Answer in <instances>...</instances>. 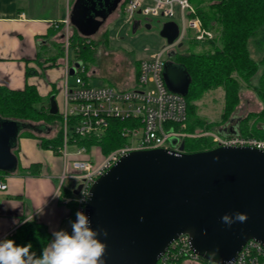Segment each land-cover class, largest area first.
<instances>
[{"label":"water","instance_id":"95a60500","mask_svg":"<svg viewBox=\"0 0 264 264\" xmlns=\"http://www.w3.org/2000/svg\"><path fill=\"white\" fill-rule=\"evenodd\" d=\"M99 2L90 15L86 7H79V0L74 5L72 23L86 37L96 34L121 0ZM86 26L89 30L83 31ZM160 35L172 45L178 40L180 27L168 21ZM175 54H169L164 80L170 91L186 97L191 78L170 61ZM81 66L80 61L75 62L70 76ZM49 102L50 114L57 115L55 97ZM23 130L41 133L46 128L0 119V171L16 170L14 147ZM236 213L244 214L246 221L223 222L224 215L234 217ZM86 215L93 229L108 232L107 237H98L106 244L104 264H157L183 235L190 237V246L200 259L229 264L248 241L264 245V151L217 147L187 153L183 142L177 151L131 152L92 185Z\"/></svg>","mask_w":264,"mask_h":264},{"label":"built area","instance_id":"2783aa9c","mask_svg":"<svg viewBox=\"0 0 264 264\" xmlns=\"http://www.w3.org/2000/svg\"><path fill=\"white\" fill-rule=\"evenodd\" d=\"M124 15L131 22L137 21L138 16L167 21L176 18L182 22V29L174 44L167 43L160 51L140 61L137 85L130 90L91 86L78 74L79 70H84L83 66L77 69L74 84L66 83L64 110L58 112L62 122V143L52 147L64 159L58 192L70 191L71 197L63 199V202L72 203L76 212L83 211L85 215L92 185L131 152L159 148L177 151L185 139L202 137H209L214 148L251 147L264 151V138L254 135L187 131L186 97L168 89L164 80L165 65L169 61V54L176 52L174 47L184 38L187 30L194 31L195 39L199 42L214 38L213 33L204 28L190 0H128ZM71 34L67 30L64 35L67 58ZM66 66L70 70L68 63ZM114 120L124 123L119 133L125 142L109 154H103L98 143L103 140ZM173 140L177 142L176 145H173ZM84 142L93 144L87 146ZM97 150L101 152L100 157L95 155ZM99 158L102 162L96 164ZM69 170L75 174H69ZM80 185L79 194H74ZM7 189V183L0 180V193ZM199 259L190 246V237L183 235L170 245L157 264H180L183 260ZM229 264H264V245L255 240L248 241Z\"/></svg>","mask_w":264,"mask_h":264},{"label":"crops","instance_id":"0c3cea01","mask_svg":"<svg viewBox=\"0 0 264 264\" xmlns=\"http://www.w3.org/2000/svg\"><path fill=\"white\" fill-rule=\"evenodd\" d=\"M75 2L0 0V87L21 91L34 86L48 109L52 96L57 105L64 101L70 76L66 64L71 69L77 60L72 61L69 56L64 60L48 53L54 44L64 41L67 30L76 31L72 23ZM174 22L181 30L182 22L179 19ZM51 131L47 126L44 132L34 133L51 138ZM227 132L232 134L233 130ZM16 147V170L0 174V180L8 185V189L0 193V240L9 239L31 218L29 222L36 223L50 235V243L55 231L71 234V224L76 220L75 206L64 203L63 199L69 197L58 192L64 159L52 148L43 147L39 138L19 137Z\"/></svg>","mask_w":264,"mask_h":264},{"label":"trees","instance_id":"16d2710c","mask_svg":"<svg viewBox=\"0 0 264 264\" xmlns=\"http://www.w3.org/2000/svg\"><path fill=\"white\" fill-rule=\"evenodd\" d=\"M196 9V15L201 19L205 29L213 31L216 38L209 43V49L195 52L190 48L185 53L176 52L170 61L187 71L191 78L189 93L186 96L188 105V129L190 133L203 132L211 129L198 115L195 102L200 100L208 91L222 88L225 91V104L222 113V121L230 119L232 113L239 105V92L242 86L240 80L248 86H253V81L258 73L259 64H264V55L259 62L252 56L251 46L259 45V38L264 35V0H190ZM87 38L81 37L77 31L70 36L71 52H81L76 60L80 61L85 51H89L86 43ZM196 44V43H195ZM85 45V46H84ZM80 47V51L78 52ZM62 47V46H61ZM85 49V50H83ZM63 50V47H62ZM260 91L264 96V75L260 79ZM243 118L237 132L242 135H256L254 130L245 125L243 121L249 120L252 115ZM57 115L50 114L45 100L39 95L34 86H27L24 90H8L0 87V119L20 121L24 124L38 127L49 126ZM124 123L112 121L111 127L103 140L98 143L103 154H109L115 148L121 146L125 140L119 133ZM62 131L47 138L44 135H36L32 130L21 132L19 137H34L41 139L43 147H57L62 143ZM264 138V134L257 135ZM87 146L92 142H84ZM187 153H196L211 150L214 145L209 137L187 138L184 141ZM17 146V145H16ZM14 154L17 156V147ZM38 166V165H34ZM33 168V167H32ZM4 172L0 171V174ZM64 196L71 197L72 193L62 190ZM72 204V203H71ZM19 246L31 243V251L37 257L42 254L43 248L51 241L50 235L45 233L36 223L27 222L19 227L9 237ZM206 263L213 264L205 259Z\"/></svg>","mask_w":264,"mask_h":264},{"label":"rangeland","instance_id":"374dc122","mask_svg":"<svg viewBox=\"0 0 264 264\" xmlns=\"http://www.w3.org/2000/svg\"><path fill=\"white\" fill-rule=\"evenodd\" d=\"M137 21L131 22L124 15L119 16L116 12L108 17L98 33L87 38L86 43L84 41L89 51H85L82 54L80 62L84 70H79L78 74L84 77L91 86H109L118 90H130L134 88L137 85L135 78L139 71L140 60L160 51L167 44L166 40L160 35L162 27L166 23L165 19L150 20L140 16ZM69 30L72 33V30ZM211 32L214 36L213 39L199 42L195 39L194 31L187 30L184 38L175 45L174 49L178 53H185L190 48L199 53L206 51L209 49V43L216 38L215 33ZM259 39V45L252 44L251 46L252 56L256 62H259L264 55V35ZM64 42L65 40L62 43H57V45L53 43L54 45L48 53L49 56L60 59L63 57L65 60L67 53L64 49ZM77 48H79V52L80 47L78 46ZM80 54L81 52L72 51L70 54L72 61L76 59L77 55L80 56ZM263 75L264 64L260 63L253 86L261 89L260 79ZM75 78L76 75L67 78L70 85L74 84ZM240 85L242 88L239 92V105L226 122H221L225 104L224 89L217 88L210 90L200 100L195 102L197 107L196 115L207 125L212 126L210 130L203 132H215L224 135L228 133L227 130L232 129L233 133H235L240 127L241 120L249 114L254 113L249 120L242 122V126L247 125L251 127L256 134L255 136L264 134V96L260 91H257L258 89L255 90L253 86H248L242 80H240ZM58 107L59 112H62L64 110V101L58 102ZM61 123L60 118L52 120L49 127L52 129L51 133L53 136L58 133ZM38 127L42 130L46 128V126L42 125ZM95 155L100 157L101 152L97 150ZM101 162L102 159L99 158L96 164H100ZM68 173L75 174L71 170ZM180 264L210 263L199 259L198 261L183 260Z\"/></svg>","mask_w":264,"mask_h":264},{"label":"clouds","instance_id":"9594fccd","mask_svg":"<svg viewBox=\"0 0 264 264\" xmlns=\"http://www.w3.org/2000/svg\"><path fill=\"white\" fill-rule=\"evenodd\" d=\"M246 219L241 213H236L234 217L227 214L222 217L223 222L229 225L245 222ZM71 228V234L64 230L53 232L54 239L43 248L39 257L31 251V243L19 246L12 239L0 240V264H104L106 244L98 237H107V230L93 229L83 211L76 212V220Z\"/></svg>","mask_w":264,"mask_h":264},{"label":"flooded vegetation","instance_id":"af4514ba","mask_svg":"<svg viewBox=\"0 0 264 264\" xmlns=\"http://www.w3.org/2000/svg\"><path fill=\"white\" fill-rule=\"evenodd\" d=\"M77 1V0H76ZM80 1V3H79V7H86L87 8V12H86V14L87 15H90V14H92V11L93 10H97L98 8H99V5H100V3L101 2H99V0H79ZM128 0H121V2L118 4V6H117V8L115 9V11L112 13V14H114V13H118L119 14V16H122V15H124V7H125V4H126V2H127ZM76 3V2H75ZM82 11V10H81ZM112 14H110L108 17H110ZM125 16V15H124ZM108 17H107V19H108ZM78 19H80V17H78ZM106 19V20H107ZM106 22V21H105ZM104 22V23H105ZM104 23L101 25V26H99L98 27V30H97V32L96 33H98L99 32V30H100V28L104 25ZM74 27H75V29H76V31L78 32V34L81 36V37H83V38H88V37H86V36H84L80 31H79V29L74 25ZM82 30L83 31H88L89 30V27L88 26H86V27H82Z\"/></svg>","mask_w":264,"mask_h":264}]
</instances>
